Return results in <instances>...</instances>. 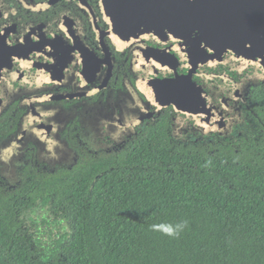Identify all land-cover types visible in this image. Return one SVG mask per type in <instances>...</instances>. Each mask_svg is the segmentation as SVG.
<instances>
[{
  "label": "flooded vegetation",
  "instance_id": "af4514ba",
  "mask_svg": "<svg viewBox=\"0 0 264 264\" xmlns=\"http://www.w3.org/2000/svg\"><path fill=\"white\" fill-rule=\"evenodd\" d=\"M114 6L108 34L102 0H0V190L32 205L21 217L35 239L68 227L39 180L100 171L157 130L176 142L225 137L202 130L233 119L240 133L264 84L229 51L200 58L198 30Z\"/></svg>",
  "mask_w": 264,
  "mask_h": 264
},
{
  "label": "trees",
  "instance_id": "16d2710c",
  "mask_svg": "<svg viewBox=\"0 0 264 264\" xmlns=\"http://www.w3.org/2000/svg\"><path fill=\"white\" fill-rule=\"evenodd\" d=\"M249 102L240 133L157 130L100 171L39 180L68 223L58 236L35 239L21 217L32 205L0 190V264H264V84Z\"/></svg>",
  "mask_w": 264,
  "mask_h": 264
},
{
  "label": "water",
  "instance_id": "95a60500",
  "mask_svg": "<svg viewBox=\"0 0 264 264\" xmlns=\"http://www.w3.org/2000/svg\"><path fill=\"white\" fill-rule=\"evenodd\" d=\"M122 4L125 5L121 8L123 11L147 12L152 24L161 23L163 27L170 24L189 33L198 30L200 58H216L229 51L233 59L246 61L253 78L264 81V0H150L149 6L143 0L140 3L137 0H102L103 12L109 16L106 18L108 34L112 28V15L118 11L114 5ZM151 28L155 29V26ZM256 83V80H248L247 86ZM202 91L200 86L199 113L205 101ZM205 113L209 115L210 112ZM198 119L199 125L209 120L201 115ZM233 122V119L214 122L202 132L229 134Z\"/></svg>",
  "mask_w": 264,
  "mask_h": 264
},
{
  "label": "clouds",
  "instance_id": "9594fccd",
  "mask_svg": "<svg viewBox=\"0 0 264 264\" xmlns=\"http://www.w3.org/2000/svg\"><path fill=\"white\" fill-rule=\"evenodd\" d=\"M169 234H171V230H169Z\"/></svg>",
  "mask_w": 264,
  "mask_h": 264
}]
</instances>
